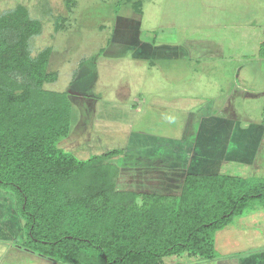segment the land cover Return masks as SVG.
I'll return each instance as SVG.
<instances>
[{"label": "rangeland", "instance_id": "rangeland-1", "mask_svg": "<svg viewBox=\"0 0 264 264\" xmlns=\"http://www.w3.org/2000/svg\"><path fill=\"white\" fill-rule=\"evenodd\" d=\"M18 5L41 25L30 54L51 48L48 71L57 78L43 88L71 102V131L58 146L78 159L121 148V155L90 164L111 166L116 190L179 192L191 158L185 152L199 141L190 140L196 117L212 115L196 111L210 103L214 113L221 110L219 122L234 118L240 133L219 151L223 160L206 164L207 172L264 180V0H0V15ZM183 45L194 46L189 56ZM182 97L195 114L175 103ZM205 136L215 139L207 130ZM184 137L185 143L170 139ZM263 206L264 197L250 200L229 226L241 230H218L216 261L257 252L247 238L263 237L261 227L245 224L264 221ZM0 215L1 225L14 222L12 233L0 226V237L18 230L20 248L23 219L15 197L1 189ZM201 261L217 263L185 254L165 259Z\"/></svg>", "mask_w": 264, "mask_h": 264}, {"label": "trees", "instance_id": "trees-1", "mask_svg": "<svg viewBox=\"0 0 264 264\" xmlns=\"http://www.w3.org/2000/svg\"><path fill=\"white\" fill-rule=\"evenodd\" d=\"M40 31L22 5L0 15V189L23 219L21 248L61 264H166L183 253L212 260L215 233L263 199L264 180L188 169L178 193L116 190L113 168L90 164L121 148L78 159L58 146L72 106L66 93L43 88L57 74L48 71L50 47L30 54Z\"/></svg>", "mask_w": 264, "mask_h": 264}, {"label": "crops", "instance_id": "crops-1", "mask_svg": "<svg viewBox=\"0 0 264 264\" xmlns=\"http://www.w3.org/2000/svg\"><path fill=\"white\" fill-rule=\"evenodd\" d=\"M138 42H140V41H138ZM139 44H141V43H139ZM184 46L186 47L187 50L185 49ZM171 47H173L172 49L176 48V46L174 47V45L171 46ZM182 47H179L180 51H187L185 53L187 54V56H189V53H190L189 48L190 47H194V46L193 45H189V48H188L187 45H183ZM181 48L183 50H181ZM183 99H185V98L184 97L179 98L178 101L175 102V103L178 104V106H181V108L183 110H186L187 111V115L189 113L190 114H195L196 112L197 113L202 112V111L204 112V110L205 111L207 110V111L211 112V114H212V115L208 116V118H204L201 121H199L198 117H196V121L197 122H195L194 128L197 129V130L193 132V133L196 132V134H195V136L192 135L193 137L190 138V140L191 141L193 140L195 142L196 139H198L199 140L198 142L204 141L205 143L202 142L203 144H201V143L199 144V147L201 148L200 150L199 149L197 150V148L195 147L196 144L194 143L193 144L194 146L192 147V149L190 148L191 146H189V150H187V152H185V155H187V156L191 155V158H187L188 162L186 161V164L188 165V167H187L186 170L191 169L192 171H195V172H207L210 168H207L206 164H208V166H209V165H212L213 163H215V161L223 160V159H220V158L218 159V157L220 155H222L221 152L219 153L221 148H226L227 146L225 147V145H229V143L231 144V142H230L231 139H234L235 137L236 138L239 137V133H240V130H239V127H238L239 125H237V122L235 121L234 118L228 117V115L224 116L226 118V122L225 123L219 122L221 120V118L223 117L222 113H221V110L218 111L217 113H214L213 110H211L212 103H210L209 105L208 104L207 105H203L196 112L191 113L189 111L190 109L188 107V102L187 101L186 102L183 101ZM224 105H225V107H227L228 103L226 102ZM261 119H262V117H261ZM210 121H213V122L211 123ZM260 123H261L260 124L261 127H263L262 128L263 129L262 133H264V125L262 124V122H260ZM256 124L257 123H254V124L252 123V125H254V126ZM240 129L241 130L242 129L246 130V128H243V126ZM206 130L209 133H214V136H215L216 140L215 139L210 140L209 138H207L205 136L206 135ZM237 130H238V134H236ZM200 131H203V135L202 136L199 135ZM263 136H264V134L263 135L261 134L260 139H262ZM170 139L172 141H174L175 143L177 141H179V143H181V142L185 143V140H187V138H185V137L182 138V139L179 138V140L172 139V138H170ZM216 142H219L218 143L219 145ZM211 145L213 147H215V149L209 151L208 147L211 146ZM252 145L255 146V142H252ZM182 157H184V156H182ZM195 169H198V170H195ZM220 172L221 171H218L217 173H220ZM182 177H181V179H182ZM237 177H239V176H237ZM260 177H262L264 179V175H261ZM240 178H250V177H240ZM167 193H169V192H167ZM170 193H178V192H172L171 191ZM262 210L264 211V206H263ZM2 219L3 218L0 215V222H1ZM231 222L226 227H229L231 225ZM251 223L252 222H249V224H245V225L246 226L249 225V226H251L253 228L254 227H258V228L261 227V230H262L261 233H263L262 235H264V221L263 220L260 221L259 223L255 222L254 225H250ZM0 226H2L1 227L2 229L5 228V230H8L9 232H11L12 229L14 228L13 227L14 226V222L13 221L12 222L8 221L7 223L5 222L3 225L0 224ZM234 229H236V231H239L242 228L241 229L234 228ZM233 230L230 227L226 228V232H232ZM221 231H217L215 233V235H216L215 249L218 248V246H219L218 245L216 247L217 243L220 241L219 237H220V234L222 233ZM18 233L19 232L17 230L16 231L17 235H15V237H13L14 235H4V236L0 237V264H61V263L49 260V259H47V258H45V257H43V256H41V255H39L37 253H34V252L29 251V250L23 249L21 247L20 248L19 247H15L16 245L14 244V242L17 243V241L15 239L18 238L17 237ZM255 233H257V237H254L253 240L248 239L249 238L248 237L247 238V240H248L247 242H252L253 246L252 245L251 246L256 248L255 250H257V252H255L254 254H251L248 257L245 256V258L244 257H233V258H229L228 260L227 259H222V260H217L216 261L215 257H214L213 258L214 259L213 262H217L216 264H264V251H263L264 250V248H263L264 247V236L260 238L261 235L259 234V232H255ZM235 240H236L235 242H237V241H240L242 239H241V237L236 236ZM252 247H250V248H252ZM245 250L246 249H243L242 251H245ZM258 251H260L261 253H259ZM183 254H185L189 258L191 257V256H189L186 253H183ZM183 254H181V255H183ZM172 256H178V255H172ZM168 257H170V256H168ZM191 258H193L194 260L198 259L197 257H191ZM199 260H203V259H199ZM207 261H209V260H207ZM166 264H168V263H166ZM199 264H202V261L199 262Z\"/></svg>", "mask_w": 264, "mask_h": 264}]
</instances>
